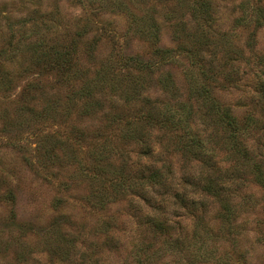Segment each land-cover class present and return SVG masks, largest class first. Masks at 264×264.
<instances>
[{
  "label": "rangeland",
  "instance_id": "rangeland-1",
  "mask_svg": "<svg viewBox=\"0 0 264 264\" xmlns=\"http://www.w3.org/2000/svg\"><path fill=\"white\" fill-rule=\"evenodd\" d=\"M208 1L212 2L214 18L206 28L193 21L179 0H0V264H137L141 255L151 258L152 251L134 248L142 244V236L150 237L136 217L140 213L137 204L131 202L132 196H119L104 205L91 204L87 197L98 194L95 190L99 185L86 176L87 169L101 165L93 153L111 157L114 171L126 159L130 160L126 161L131 173L139 169L134 162L140 147L123 144V130L129 125L144 126L148 108L145 98L158 113L178 109L191 100V128L199 129L205 140L213 139L215 145H206L211 152L217 151L213 158L222 168L215 175L225 174L219 186L224 199L211 197L204 205L190 200L186 212L177 218L187 241L192 243L196 238L198 246L202 240L194 233L197 218H202L213 236L205 228L201 238L208 244L206 251L212 250L213 255L200 260L195 257L198 246L178 256L166 248L147 264H264V189L254 181L251 164H242L221 149L224 126L206 117L200 102L190 98L186 77L189 71L199 76L201 62L191 60L185 52L193 49L187 37L208 29L217 48L201 46L206 61L202 66L218 75L208 87L240 118L254 108L252 117L257 121L246 119L249 132L242 139L255 157L264 154V148L258 147L264 142V114L251 78L246 76L249 81L245 83L249 84L237 89L227 90L223 85L224 76L232 70L229 61L226 64L225 55L232 54L226 51V41L232 43L233 52L243 49L247 57L256 53L247 50V43H255L264 53V21L259 27L254 24L246 28L237 22L241 5L264 6V0ZM116 3L125 8L119 9ZM128 9L142 18L144 25L155 22L159 26L157 42L144 39L132 27ZM219 41H223L222 46ZM162 50H170L174 59L169 60ZM64 52L72 53L70 72L53 68L46 60L50 53ZM120 57H138L146 67L121 68L116 63ZM107 65L111 70L105 79H115L114 86L118 87L111 95V90L97 81L98 72ZM232 65L242 70L239 61ZM168 76L175 83L176 95L162 91L160 81ZM88 83L92 97L85 98L83 86ZM178 131L174 132L176 137L163 135V141L176 140V145L183 136V130ZM52 147L56 158L50 159ZM169 153L163 158L176 177L196 180L200 166L174 147ZM233 169L238 175L229 180ZM11 190L14 198L9 200ZM190 196L195 200L200 197L198 193ZM224 201L235 206V227L230 230L221 227L218 219ZM105 221L112 224L115 242L118 239L116 248L110 246L112 241L102 231Z\"/></svg>",
  "mask_w": 264,
  "mask_h": 264
},
{
  "label": "trees",
  "instance_id": "trees-1",
  "mask_svg": "<svg viewBox=\"0 0 264 264\" xmlns=\"http://www.w3.org/2000/svg\"><path fill=\"white\" fill-rule=\"evenodd\" d=\"M84 2H89V0H79ZM180 1V7L186 8L190 17L199 27H208L212 24V20L214 18V12L212 10V2L210 3L208 0H191L189 3H185L184 0ZM119 9L125 8L124 4H117ZM254 6L241 5L240 9H242L241 17L237 19V22H241L243 28L252 26L256 24H260L264 21V6L262 4H254ZM125 10V9H124ZM123 10V11H124ZM248 11V13H246ZM127 14L130 16L132 21V27L136 28L144 37V39L149 40L151 42H157V32H159V26L153 22L152 24H143L142 18L138 17V15L133 12V10L128 9ZM248 15H250L248 17ZM182 17V15H181ZM184 24V21H182ZM186 27V25H183ZM259 27V26H257ZM184 33V32H183ZM78 37L82 36L81 33L77 34ZM188 42L191 43V47L194 49L190 51H185L186 54L191 56V60H196L200 63V68L198 69L200 75H194L193 71H189L187 74V82L189 84V95L191 99H194L195 102L202 105V108L206 110L207 116L213 119L216 125L220 124L224 126L226 129L224 133L223 139L225 140L224 145H221V149H225L229 156H234L236 161L242 160V164H247L249 167L251 164L254 181L264 189V154L257 157L252 154L248 148L243 143L242 137H245V134L249 132L248 124L246 122L257 121L252 116L254 108L251 107L248 113L243 114L242 118L234 115L229 108L223 106L212 94L209 84L212 82L218 75L209 73L202 65L206 64L204 60L205 56L201 54L205 48L201 46H210L212 48H217L214 46L213 42L208 35V29L201 31L194 35H190L187 37ZM221 46L223 45V41H219ZM226 51L231 52L232 54H226V64L232 66V70L229 74H226L223 78L224 86L229 90L231 88H239L243 83L248 82L251 78V83L253 85L255 97L258 98L261 102L260 111L264 114V53L259 52L257 49V45L253 43H247V50L252 53L256 52L255 57H247L244 55V50H239L233 52L229 41H226ZM77 45V44H73ZM224 47V46H223ZM225 48V47H224ZM57 52V51H56ZM70 52V51H69ZM164 55L169 56V60L174 59V54L171 55L170 50H162ZM114 58L119 57L118 54H113ZM112 55V56H113ZM125 57V56H123ZM120 57L118 63L121 68L124 69H137L142 70L146 67V63H144L138 57H130L123 58ZM49 59H46L49 65H52L53 68L57 67L60 70L63 68L69 69L74 65L72 61V53L64 52L61 54H55L54 56L50 53ZM239 61L242 65L241 71L238 68L233 67V62ZM110 65H107L106 68L104 66L100 69L97 75V81L102 85V87H108L111 93H116L118 91V87L114 86L116 80L105 79L111 68ZM99 73L100 76H99ZM109 81L111 83H109ZM160 85L162 91L167 93L170 96L176 95V86L174 81L168 76L160 81ZM249 83H245L248 85ZM83 96L85 98L92 97L91 88L89 83L85 86ZM138 90V89H137ZM144 103L148 105L146 114L144 116L145 124L144 126L139 127H131L128 126L127 130L124 128L123 130V144L130 143L131 145L138 144L139 145V155L138 158L135 159L134 164L140 166L139 169H136L134 172L128 170V161L129 159L123 160L120 163V169L118 171H114L113 167L115 164L111 161V157H105L101 153H93V159L96 160L101 165L95 169H87L86 176H90L94 181H96L99 185L98 189L95 191H99L98 194H94L88 196L89 202L91 204L104 205L107 202H114L119 196H125L130 194L132 196L131 202L133 204H137V211L140 213V216H136L138 221L143 222V230L147 233L149 239L142 236V244H136L134 248L140 252H149L151 253V258L143 257L141 255L136 260L137 264H147L152 261V257L160 254L166 248L172 249V252H175L178 255L185 251L191 250L190 248L198 246L196 238L193 239L192 243L187 241V234L179 226L180 214L183 215L186 212L188 206L190 205L189 201L204 205L207 204V201L211 197L220 198L221 200L225 198L224 191L219 187L223 182L224 175H215L217 170L222 169L218 163L213 158L214 153L217 151H212L209 149L207 144L215 145L213 139L203 138V134L199 129L192 130L190 122H193L192 109L193 103L191 100L186 102L185 104L178 106L179 108L173 110V108H168L166 111L162 113L154 112L152 110L153 103L150 100L145 98ZM33 115L35 114V110L27 109ZM32 111V112H31ZM244 119V120H243ZM116 122V121H115ZM118 122V121H117ZM114 123V122H113ZM119 124V123H118ZM115 125V123H114ZM263 128V127H262ZM188 129V130H186ZM183 130V136L175 145L176 140H172L171 142H164L163 135L171 134L174 137L177 135L174 133H178ZM155 131L162 132V134L154 136L153 133ZM161 136V137H160ZM70 140L69 138H67ZM68 140H66L68 142ZM61 141H59L60 143ZM66 146V144L64 145ZM171 147H174V151L177 149L181 151L183 157L185 156L189 162L195 163V166H200L202 169L196 180L188 179L185 176L176 177L175 171L171 168V165L167 163V159L163 158L166 155H169V150ZM260 150L264 148V142L259 144ZM55 147L49 149V158H56V154L54 151ZM219 151V150H218ZM258 158V160H256ZM142 159V161H140ZM130 161V160H129ZM201 164H199V162ZM234 161V160H233ZM263 161V162H262ZM97 163V165H98ZM263 163V164H262ZM133 164V163H132ZM105 165V167H104ZM116 167V166H115ZM215 171V172H214ZM89 173V174H88ZM91 174V175H90ZM234 175H238V172L233 169L231 172L229 180L234 179ZM195 180V181H194ZM187 187H191L192 189H188ZM8 199L14 198V194L11 191L8 192ZM195 193L199 194V198L197 200L191 198L190 195H194ZM183 211V212H181ZM188 214H193L189 211ZM195 217V215H194ZM198 217V216H197ZM218 219L221 221V227L225 225V227L230 230L235 227L234 222L236 221L235 216V206L230 205L224 201L221 204V210L218 212ZM108 222L103 223L102 231L106 232L108 237L110 238L111 247H117L115 244L116 236L112 230V224ZM140 226V227H141ZM197 231L194 233V237L199 238L201 241L200 246L195 247L196 258H201L200 260H205L213 255V251L208 249V244L205 239L201 238L202 230L211 235L212 233L208 229V225H205L204 221L201 217L197 218ZM230 232V231H229ZM215 237V236H214ZM140 239V240H141ZM208 240V239H206ZM200 243V242H199ZM203 243V244H202ZM203 245V246H202ZM205 245V246H204ZM138 254V252H137Z\"/></svg>",
  "mask_w": 264,
  "mask_h": 264
}]
</instances>
